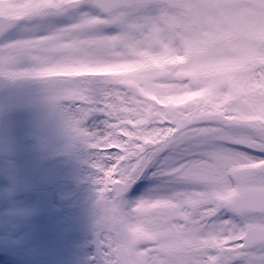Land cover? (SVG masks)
I'll list each match as a JSON object with an SVG mask.
<instances>
[{
	"label": "snow or ice",
	"instance_id": "obj_1",
	"mask_svg": "<svg viewBox=\"0 0 264 264\" xmlns=\"http://www.w3.org/2000/svg\"><path fill=\"white\" fill-rule=\"evenodd\" d=\"M172 2L73 0L65 17L97 20L90 31L121 50L157 48L174 23ZM57 15L27 30L56 31ZM107 55L100 49L86 62H110ZM52 86L68 104V126L94 153L102 264H264V165L237 174L226 159L209 164L172 119L156 121L157 133L174 126L177 132L147 139L128 109L132 89L113 78L82 76ZM230 147L249 162L264 161V144ZM149 176L155 182L145 189L140 182ZM160 201L168 207H152Z\"/></svg>",
	"mask_w": 264,
	"mask_h": 264
},
{
	"label": "rangeland",
	"instance_id": "obj_2",
	"mask_svg": "<svg viewBox=\"0 0 264 264\" xmlns=\"http://www.w3.org/2000/svg\"><path fill=\"white\" fill-rule=\"evenodd\" d=\"M18 2H23L24 9L26 11H29L32 8L29 0H13V2H10L5 6L4 10L7 12H11L12 6ZM2 5L4 4L0 2V8ZM58 12L59 11H57L56 13H51L44 11L42 12V14L50 15L58 14ZM61 16L65 17V14H62ZM67 19H53L56 24H59V28L56 31L47 33L44 31H29L25 29V24L22 23L21 28L18 29V34L16 35L15 39L9 38L11 40H7L8 42H5L1 47L3 55H6V52L8 50L7 45L10 43V52L7 53V56H15L11 57L12 60L11 58L6 59V61L8 62L10 61L8 63L11 66V71L9 72V74L11 76H14L20 84L26 82L24 77L29 73L32 77L28 79H33L37 77L40 78L39 80H48L46 82L33 80L34 84H30V86L25 87V89L30 87V89L25 94L26 101L20 104H13L10 94H8L7 97H1L3 98V100L2 102H0V108L5 111L7 110V121L5 116L4 125L8 126L4 131L1 130L0 133L4 132L6 133V136H9L7 139H5L7 142H11V137H13L14 141L11 145H9V147L16 146L18 141L21 140V136L27 133H32L35 136L34 142H32L31 144L25 143V146L27 148L29 146H37L38 143L42 142L41 129L43 124H38L39 117L49 116L46 121L50 122L49 125L51 127H53L54 124H57V129H64L63 127H61L63 125L61 123H51L52 108L54 102L56 101V92L52 85L55 82L59 81L58 76L66 75L67 73L71 72V70L74 68H89L85 67L82 60H85L86 56H89L90 54L100 49H105L108 51L109 55L106 56V59H108L110 62L120 61V67L125 65H133L135 63H139L140 61L146 63V65L143 64L145 67L144 69L142 67H138L137 64H135L133 66L134 71L132 72V74L124 75L123 80H121L123 81V84H139V87L137 89L144 88V90H137L136 92V94H139L140 92L142 93L141 96L143 100L137 97V100L142 103H145L144 101H146L143 97L144 92H151L154 93V95L156 96L157 101H148L149 104H147V107L145 108V114L139 111L138 108L133 104L128 105L129 112L132 114V119L135 117L134 113L138 111L140 113V116L144 118V120H142L141 125L145 135H157V128L159 127V124H157L156 121L162 123L164 117L171 118L172 116L175 119L176 123L181 124L184 112L182 108H180V106L184 103V101L183 99L177 97L182 94H184L186 98V93L192 91V101L199 105L202 104L201 102L203 101L205 104H209L211 105V107H213V104L219 101L220 98L210 97L208 94L203 98V93H207L206 89L200 87L194 89L191 86V83H189L187 80L185 81L184 73L175 67L184 62V57L182 55L175 54L173 52L172 55L175 56H173L170 61V67L165 65L164 59L151 60L145 57H139L138 59L140 61H134L130 60L129 58H111V52L119 51V49L114 48L113 44H109V47L104 48L106 44L102 42V39L97 34L90 31V29L93 27V23H86L84 26H79L80 28H77L75 24H73ZM26 23H29V28H31L33 25L41 23V19L36 18L35 21L28 20L26 21ZM90 42H94V46L88 48L87 44ZM89 49H91L92 53L86 52L90 51ZM20 50H23L24 53L20 54ZM28 65L29 67H26ZM123 70L124 69H122L121 71ZM170 75H172L173 77H170ZM195 90L199 91L195 92ZM164 97H166L165 102H161L160 98L163 99ZM171 97L173 99H171ZM228 97L229 95H224L223 99ZM18 98L19 95H15V99ZM247 102L248 105H240L237 103L236 98V100H234V102H232L230 106L227 107V113L232 115L234 114L238 118L233 115L235 117V121L226 123L224 125L225 128L220 124H211L206 126L194 127L188 130L190 134L186 136V139L189 137L187 143H191L193 146H195V148L203 154L204 159L208 161L209 164H214L225 159L228 161L229 165L240 162H246L249 164H254L255 162H257H249L245 159L244 154H241L239 151L233 148H228L234 141H241L247 136L250 137V139H257V137L262 136V133L264 134V127L261 123H252L246 118L247 114L253 115L252 112H256L264 116V108L251 104L250 101ZM11 103L15 106H11ZM161 104L165 105V107H161ZM63 111L64 109H57L54 113L56 116H59L60 114H62ZM154 114L161 118L156 117L157 119L154 121V124L152 126H145L146 118L153 117ZM86 126L90 127V124L88 123V125ZM6 130H10V133L12 134L10 135V133L5 132ZM160 131L164 132H162V135L159 137L172 135V132L169 131L167 128L161 129ZM220 134L221 136L227 137V139H220L219 145L216 146L213 141L215 138H217V135ZM261 144H264V139ZM5 158L3 165L4 163L8 162V158ZM49 163L52 162L49 160ZM92 171V182L94 183L96 177V170L93 168ZM154 182V178L149 176L140 183H142L143 188L147 189L149 187H152ZM7 187L8 185L4 186V188ZM139 194L140 193H138V195ZM159 204L167 203L160 201V203H156L152 206L156 208ZM95 211L96 205L94 204L93 210L90 212V214H94ZM12 229H14V226ZM8 233L9 234H6L4 230L0 231V248L4 247L5 242L11 241L13 239H15L18 244H21V242L26 239V237L23 235L14 236L19 235L16 234L15 231H12V235L10 234V231H8ZM38 235L30 236L31 238L28 242H30L31 245L28 246V249H25V251L21 246H19L15 241H13V252L16 254L14 261L15 264L19 262V259L23 258L25 252H30L32 254H34L35 252L40 253L41 255L45 253L47 255L53 256L52 251H49L48 248L50 250L56 248V244L54 242L57 240V236H55L56 239L53 242L48 243L46 241H39V238H37ZM72 235L73 234L70 233L69 237ZM72 237L76 240H79L78 235H73ZM67 244L69 246L71 244L69 239L67 241ZM59 250L63 252L64 256H67L66 251L68 250ZM74 250H76V248L68 252L73 255L81 254V256L84 258L87 257L86 264H98L96 259L90 260V256L93 253L91 247H88L87 249H81L79 251ZM57 255H59V253H57Z\"/></svg>",
	"mask_w": 264,
	"mask_h": 264
},
{
	"label": "clouds",
	"instance_id": "obj_3",
	"mask_svg": "<svg viewBox=\"0 0 264 264\" xmlns=\"http://www.w3.org/2000/svg\"><path fill=\"white\" fill-rule=\"evenodd\" d=\"M175 66L210 97H239L264 108V0H177Z\"/></svg>",
	"mask_w": 264,
	"mask_h": 264
},
{
	"label": "flooded vegetation",
	"instance_id": "obj_4",
	"mask_svg": "<svg viewBox=\"0 0 264 264\" xmlns=\"http://www.w3.org/2000/svg\"><path fill=\"white\" fill-rule=\"evenodd\" d=\"M168 29V28H167Z\"/></svg>",
	"mask_w": 264,
	"mask_h": 264
}]
</instances>
